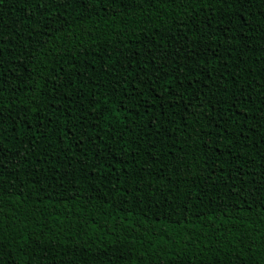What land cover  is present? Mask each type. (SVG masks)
I'll list each match as a JSON object with an SVG mask.
<instances>
[{"label": "trees", "instance_id": "1", "mask_svg": "<svg viewBox=\"0 0 264 264\" xmlns=\"http://www.w3.org/2000/svg\"><path fill=\"white\" fill-rule=\"evenodd\" d=\"M0 264H264V0H2Z\"/></svg>", "mask_w": 264, "mask_h": 264}, {"label": "snow or ice", "instance_id": "2", "mask_svg": "<svg viewBox=\"0 0 264 264\" xmlns=\"http://www.w3.org/2000/svg\"><path fill=\"white\" fill-rule=\"evenodd\" d=\"M0 2H2V0H0ZM217 2L223 6L229 4L230 0H217ZM94 3L99 4L100 0H94Z\"/></svg>", "mask_w": 264, "mask_h": 264}]
</instances>
